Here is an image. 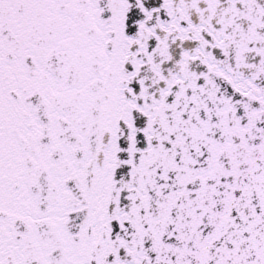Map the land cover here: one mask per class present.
<instances>
[{
	"label": "snow or ice",
	"instance_id": "1",
	"mask_svg": "<svg viewBox=\"0 0 264 264\" xmlns=\"http://www.w3.org/2000/svg\"><path fill=\"white\" fill-rule=\"evenodd\" d=\"M0 264H264V0H0Z\"/></svg>",
	"mask_w": 264,
	"mask_h": 264
}]
</instances>
